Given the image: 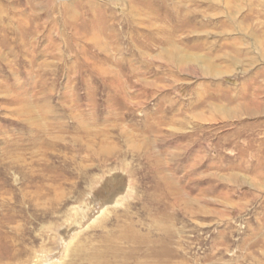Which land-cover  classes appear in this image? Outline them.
Returning <instances> with one entry per match:
<instances>
[{
  "label": "rangeland",
  "instance_id": "obj_1",
  "mask_svg": "<svg viewBox=\"0 0 264 264\" xmlns=\"http://www.w3.org/2000/svg\"><path fill=\"white\" fill-rule=\"evenodd\" d=\"M0 264H264V0H0Z\"/></svg>",
  "mask_w": 264,
  "mask_h": 264
}]
</instances>
